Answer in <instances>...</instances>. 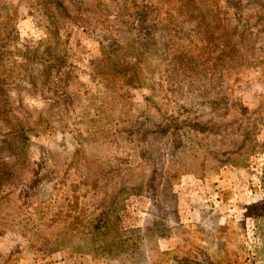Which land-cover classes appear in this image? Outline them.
I'll use <instances>...</instances> for the list:
<instances>
[{"label":"rangeland","instance_id":"rangeland-1","mask_svg":"<svg viewBox=\"0 0 264 264\" xmlns=\"http://www.w3.org/2000/svg\"><path fill=\"white\" fill-rule=\"evenodd\" d=\"M0 264H264V0H0Z\"/></svg>","mask_w":264,"mask_h":264},{"label":"trees","instance_id":"trees-1","mask_svg":"<svg viewBox=\"0 0 264 264\" xmlns=\"http://www.w3.org/2000/svg\"><path fill=\"white\" fill-rule=\"evenodd\" d=\"M191 16L194 17L195 19H197V17H201L200 15H191ZM140 21H141L140 25L141 24H145V28L149 29L150 26L148 25V23L152 22V21H148L147 17H145L144 19H142ZM205 32L203 33V35L205 34ZM209 34L210 33L208 31V35ZM167 35H169V34L167 33V34H165L163 36V37H165L166 40L168 38ZM209 40H210L209 43H211L212 39H209ZM167 43H168V40H167ZM167 43H164L162 45L163 46L162 47V51H163L162 55H163V57H159L160 58L159 64L162 66L161 70H163V72L167 73V76H168L169 79L174 78L175 80L180 79V81H182V80L185 79V77L187 75L190 76V74L188 72H186V71H187V69L191 68L192 65L197 64L196 61H198V60L197 59H193L192 57H190L189 60L187 59V57H180V56L179 57H169V53H170V48L171 47H170V44L169 43L167 44ZM232 43H235V42L233 40H232V42H230L228 40V43L226 45L228 47H232V45H233ZM144 46L145 45L143 44V47ZM120 47H124L123 43H122V46H119V48ZM202 47L203 46H201V47L196 46V48H198L199 50L202 49ZM103 52L105 53V57H111V55H110L111 52L110 51H108V53H106V51L104 50ZM129 52H133V51L130 50ZM143 54L144 53H142V55ZM142 55H141V52H139V53H137V55L134 54L132 56L133 57H142ZM198 58H202V57H198ZM186 63H189L191 67L189 65H187ZM114 64H116V63H114ZM178 69H181L182 71L180 72V71H178ZM190 77L192 78V76H190ZM190 80L191 81H189V82H191V83L195 82V81H193V79H190ZM143 81H145L143 78H142V80L140 78L134 79V77H130V79H129V82L131 84H133V86H141ZM241 108H242L243 111H248V108L243 106V105H242ZM21 130H22V128H20V129H12V131H10V134H14L16 136V135H18V133H21Z\"/></svg>","mask_w":264,"mask_h":264}]
</instances>
